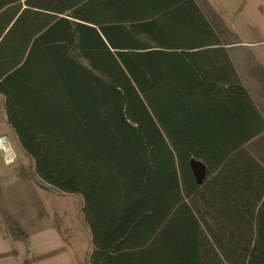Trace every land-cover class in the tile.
I'll return each mask as SVG.
<instances>
[{
	"label": "trees",
	"instance_id": "obj_1",
	"mask_svg": "<svg viewBox=\"0 0 264 264\" xmlns=\"http://www.w3.org/2000/svg\"><path fill=\"white\" fill-rule=\"evenodd\" d=\"M205 0H0V96L88 264H264V120ZM202 178H198L199 171Z\"/></svg>",
	"mask_w": 264,
	"mask_h": 264
},
{
	"label": "crops",
	"instance_id": "obj_2",
	"mask_svg": "<svg viewBox=\"0 0 264 264\" xmlns=\"http://www.w3.org/2000/svg\"><path fill=\"white\" fill-rule=\"evenodd\" d=\"M205 1L237 38L232 45H225V49L241 85L264 120V0ZM0 136L9 138L18 154L17 161L11 165H5L0 156V256L4 255L6 264H78V258L72 250L73 235L71 236L70 228H65L68 227L66 222H69L65 212L60 214V222L56 223V226H63L62 235H58L57 230L60 227L56 230L51 220L40 225L42 229L34 234L33 231L21 232L20 226L17 231L15 230L18 222L10 215L18 212L11 210V206L4 203V173L9 170L10 173L19 174L21 170V174L24 175L20 157L26 156L6 123L2 96H0ZM263 138L264 132L248 143V149ZM34 186L50 196L39 185ZM69 215L71 216L72 212ZM17 240H20L23 249L15 242Z\"/></svg>",
	"mask_w": 264,
	"mask_h": 264
},
{
	"label": "rangeland",
	"instance_id": "obj_3",
	"mask_svg": "<svg viewBox=\"0 0 264 264\" xmlns=\"http://www.w3.org/2000/svg\"><path fill=\"white\" fill-rule=\"evenodd\" d=\"M12 148L18 158L14 145H12ZM249 149L255 158L257 157L264 164V138ZM20 161L24 168V175L21 174V170H19V174L10 173L9 170L4 173V203L9 207L11 206V210L14 209L18 212L10 215L18 222L15 230L17 231L20 226L21 232L30 233L33 231L32 234H34L42 229L40 225H44L51 220V223L55 224L54 228L56 230L57 227H60L57 230L58 235H62L64 228L62 225L56 226V223L60 222V214L65 212L69 222H66L68 227H64L66 229L70 228L71 236L73 235L72 250L75 257L78 258V264H88V256L91 251L90 233L81 213V197L60 194L47 186L42 189L50 196L45 195L34 186L35 184L39 185V181L35 176L32 161L23 156L20 157ZM12 203L13 205H11ZM53 203L56 205H53ZM71 212L72 215L70 216L69 213ZM7 220L9 222L8 218ZM15 242L23 249L24 246L20 243V240ZM5 260L4 255L0 256V264H6L7 260Z\"/></svg>",
	"mask_w": 264,
	"mask_h": 264
},
{
	"label": "built area",
	"instance_id": "obj_4",
	"mask_svg": "<svg viewBox=\"0 0 264 264\" xmlns=\"http://www.w3.org/2000/svg\"><path fill=\"white\" fill-rule=\"evenodd\" d=\"M0 156L5 165H11L17 161L10 140L6 136H0Z\"/></svg>",
	"mask_w": 264,
	"mask_h": 264
},
{
	"label": "water",
	"instance_id": "obj_5",
	"mask_svg": "<svg viewBox=\"0 0 264 264\" xmlns=\"http://www.w3.org/2000/svg\"><path fill=\"white\" fill-rule=\"evenodd\" d=\"M198 178L201 179L202 178V171L200 170L198 173Z\"/></svg>",
	"mask_w": 264,
	"mask_h": 264
}]
</instances>
